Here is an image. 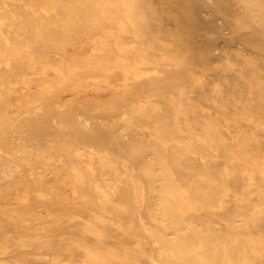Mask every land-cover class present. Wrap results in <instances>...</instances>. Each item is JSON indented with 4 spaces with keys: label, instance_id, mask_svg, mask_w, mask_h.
<instances>
[{
    "label": "bare ground",
    "instance_id": "bare-ground-1",
    "mask_svg": "<svg viewBox=\"0 0 264 264\" xmlns=\"http://www.w3.org/2000/svg\"><path fill=\"white\" fill-rule=\"evenodd\" d=\"M262 105L264 0H0V264H264Z\"/></svg>",
    "mask_w": 264,
    "mask_h": 264
},
{
    "label": "rangeland",
    "instance_id": "rangeland-1",
    "mask_svg": "<svg viewBox=\"0 0 264 264\" xmlns=\"http://www.w3.org/2000/svg\"><path fill=\"white\" fill-rule=\"evenodd\" d=\"M264 106V105H262ZM225 113L227 116H233L234 115V111L231 108H226ZM256 132V135L264 142V131L259 127V126H254L252 131ZM257 176V181L258 182H262L263 181V177L259 174L256 173ZM244 180V179H242ZM239 180L237 183L236 188L238 189H242L244 187V185L242 183H244V181ZM83 219L85 220H89L90 216L84 214V216H82ZM9 261H11L14 264H48L47 261V257H39L36 254L33 253H18L16 255H14L13 257H11L9 259ZM84 261L83 258H79L78 262L75 264H80Z\"/></svg>",
    "mask_w": 264,
    "mask_h": 264
}]
</instances>
